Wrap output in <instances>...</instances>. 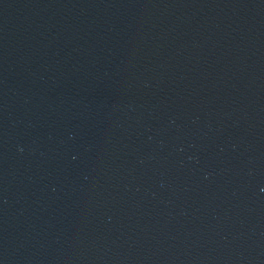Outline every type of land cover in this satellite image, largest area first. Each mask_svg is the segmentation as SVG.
I'll use <instances>...</instances> for the list:
<instances>
[{
    "label": "water",
    "instance_id": "1",
    "mask_svg": "<svg viewBox=\"0 0 264 264\" xmlns=\"http://www.w3.org/2000/svg\"><path fill=\"white\" fill-rule=\"evenodd\" d=\"M0 264H264V0H0Z\"/></svg>",
    "mask_w": 264,
    "mask_h": 264
}]
</instances>
